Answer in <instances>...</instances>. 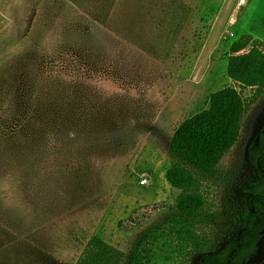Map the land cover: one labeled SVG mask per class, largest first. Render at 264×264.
Listing matches in <instances>:
<instances>
[{"label": "rangeland", "instance_id": "obj_1", "mask_svg": "<svg viewBox=\"0 0 264 264\" xmlns=\"http://www.w3.org/2000/svg\"><path fill=\"white\" fill-rule=\"evenodd\" d=\"M246 35L264 42V0H0V264H77L95 236L129 255L173 216L172 136L214 92L253 96L226 73ZM263 129L264 94L202 182L216 252L247 223Z\"/></svg>", "mask_w": 264, "mask_h": 264}, {"label": "trees", "instance_id": "obj_2", "mask_svg": "<svg viewBox=\"0 0 264 264\" xmlns=\"http://www.w3.org/2000/svg\"><path fill=\"white\" fill-rule=\"evenodd\" d=\"M226 73L242 88L255 90L254 94L248 101L234 87L214 92L208 108L187 118L174 132L166 180L179 191L175 214L147 230L129 255L93 237L77 264H165L178 259L188 263L197 255L198 264H248L258 255L264 228L263 131L248 149L258 180L248 190L247 223L218 252L213 242L196 230L206 207L202 182L237 144L247 110L264 94V42L250 35L234 42L227 55ZM155 249L168 253L163 256Z\"/></svg>", "mask_w": 264, "mask_h": 264}, {"label": "water", "instance_id": "obj_3", "mask_svg": "<svg viewBox=\"0 0 264 264\" xmlns=\"http://www.w3.org/2000/svg\"><path fill=\"white\" fill-rule=\"evenodd\" d=\"M263 134H264V129H263ZM261 234L264 235V228H263V230L261 231Z\"/></svg>", "mask_w": 264, "mask_h": 264}]
</instances>
